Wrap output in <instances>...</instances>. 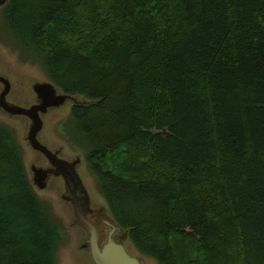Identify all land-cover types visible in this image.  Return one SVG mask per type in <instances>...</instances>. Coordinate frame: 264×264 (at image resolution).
Listing matches in <instances>:
<instances>
[{
    "label": "trees",
    "instance_id": "trees-1",
    "mask_svg": "<svg viewBox=\"0 0 264 264\" xmlns=\"http://www.w3.org/2000/svg\"><path fill=\"white\" fill-rule=\"evenodd\" d=\"M114 220L160 264H264V0H9ZM0 122V264L65 240Z\"/></svg>",
    "mask_w": 264,
    "mask_h": 264
},
{
    "label": "rangeland",
    "instance_id": "rangeland-1",
    "mask_svg": "<svg viewBox=\"0 0 264 264\" xmlns=\"http://www.w3.org/2000/svg\"><path fill=\"white\" fill-rule=\"evenodd\" d=\"M16 40L18 41L9 30L4 15H2V9H0V76L5 77L11 83V93H8L7 100L16 105L31 106L38 100V94L34 92L33 87L37 83L51 80L45 73L41 62L35 58L34 53L24 49ZM4 87V83L0 82V93ZM19 95L23 99H20ZM74 96L77 101L84 99L81 95ZM74 102V100L68 101L63 106L51 108L42 114L44 126L39 137L44 144L53 151H57L65 159L73 160L81 156L80 171L92 195L93 203L97 208L102 207L106 217L112 220L107 201L98 189L96 179L87 166L84 156L88 150L87 143L81 133L73 130L72 121L69 119ZM0 122L12 130L21 144L23 160L32 179L31 166H46L48 161L44 155L34 150L27 140L30 119L25 116L10 115L1 109ZM33 185L38 196L45 203L51 204L53 216L62 221L65 240L58 249V264H94L89 248L82 246L88 234L75 224L72 206L62 198L65 194L63 186L55 185L52 178L48 180L46 188L40 189L34 183ZM99 220L103 223V216H100ZM124 232V230L118 231L117 239L124 241L132 255L141 260L142 264H160L156 259L140 252L128 237H124ZM106 239L107 235L104 241Z\"/></svg>",
    "mask_w": 264,
    "mask_h": 264
},
{
    "label": "water",
    "instance_id": "water-1",
    "mask_svg": "<svg viewBox=\"0 0 264 264\" xmlns=\"http://www.w3.org/2000/svg\"><path fill=\"white\" fill-rule=\"evenodd\" d=\"M9 0H0V7L7 4ZM0 82L4 83L5 87L0 93V110H4L10 115H19L28 117L31 121L28 130L27 140L30 146L40 152L49 161L46 166L32 165L31 172L32 183L40 189L48 186V180L54 177H61L70 187V196H63V199L72 205L74 222L83 229L88 237L85 239L83 247L90 250L92 259L95 264H142L140 260L132 255L124 241L117 239L118 231L124 230V237L129 238V230L121 227L112 217L111 230L108 233L107 239L104 241V235L101 228L93 222L88 214L90 206V197L86 186L84 185L80 174L77 171V165L80 163L81 156L76 159L68 160L59 155L57 151H53L44 144L39 137L43 129L44 121L42 114L48 112L51 108L63 106L68 101H75L74 104L89 103L81 94H71L62 92L60 88L53 82L37 83L34 86L38 93V103L31 106H21L10 103L7 100L10 91L9 80L0 76ZM74 95H81L83 100L77 101ZM31 178V177H30Z\"/></svg>",
    "mask_w": 264,
    "mask_h": 264
},
{
    "label": "flooded vegetation",
    "instance_id": "flooded-vegetation-1",
    "mask_svg": "<svg viewBox=\"0 0 264 264\" xmlns=\"http://www.w3.org/2000/svg\"><path fill=\"white\" fill-rule=\"evenodd\" d=\"M3 8V6H1L0 7V9H2ZM9 83H10V81H9ZM12 88H13V86H12ZM10 89H11V83H10ZM33 89H34V87H33ZM34 92L36 93V94H38L36 91H35V89H34ZM11 93V91L9 92V94ZM23 93V92H22ZM24 94V93H23ZM25 95V94H24ZM26 96V95H25ZM20 99H23L22 98V96L21 95H19L18 96ZM22 102H24L25 103V101H22ZM69 160V159H68ZM49 163V162H48ZM81 163H82V160L80 161V163L77 165V171H78V173L80 174V176H81V178H82V181H83V183H84V185L86 186V188H87V191H88V194H89V197H90V201H91V203H90V206L88 207V214H87V216L89 217V219H91L93 222H95L100 228H101V231H102V233H103V235H105V234H107V233H109V231L111 230V225H110V223L112 222V220L111 219H108L107 217H106V214L104 213V211H103V209H102V207L101 208H97V207H95V205H94V203H93V200H92V195L90 194V191H89V189H88V187H87V185H86V183H85V181H84V178H83V176H82V174H81V171H80V165H81ZM53 179V182L55 183V185H57V186H59V187H61V186H63V188H64V192H65V194L63 195V196H70L71 194L69 193V191H70V187L66 184V182H65V180L63 179V178H61V177H54V178H52ZM59 179V180H58ZM63 196H62V198H63ZM71 205V204H70ZM72 206V205H71ZM100 216H103V218H104V222L102 223L100 220H99V217ZM106 218V219H105ZM85 232V231H84ZM140 262H141V260H140ZM142 263V262H141Z\"/></svg>",
    "mask_w": 264,
    "mask_h": 264
},
{
    "label": "bare ground",
    "instance_id": "bare-ground-1",
    "mask_svg": "<svg viewBox=\"0 0 264 264\" xmlns=\"http://www.w3.org/2000/svg\"><path fill=\"white\" fill-rule=\"evenodd\" d=\"M62 91V90H61ZM63 92V91H62ZM39 102V100H37V102H35V103H38ZM28 107V106H27ZM48 161V160H47ZM49 162V161H48ZM30 180H31V178H30ZM31 183H32V181H31ZM33 184V183H32ZM34 186V185H33ZM80 228V227H79ZM83 230V229H82ZM84 231V230H83ZM105 235H107L108 236V233L107 234H105ZM105 235H104V237H105ZM135 256V255H134ZM136 257V256H135ZM95 264V263H94Z\"/></svg>",
    "mask_w": 264,
    "mask_h": 264
}]
</instances>
